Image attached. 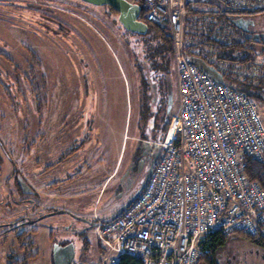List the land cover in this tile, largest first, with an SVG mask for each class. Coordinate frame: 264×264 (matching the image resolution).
<instances>
[{
  "label": "rangeland",
  "instance_id": "obj_1",
  "mask_svg": "<svg viewBox=\"0 0 264 264\" xmlns=\"http://www.w3.org/2000/svg\"><path fill=\"white\" fill-rule=\"evenodd\" d=\"M228 18L221 16L220 25L231 24L236 37L222 36L221 45L228 47L212 46L210 59L229 66L226 77L236 80L233 68L241 65L232 59L250 52L229 47L245 33ZM254 19L264 30V11ZM159 43L154 33L126 30L108 5L0 0V264H55V244L64 238L75 242L73 264L106 263L95 229L78 233L76 216L102 217L117 205L107 200L116 194L130 163L134 137L147 138L159 148L164 118L152 117L140 97L148 65L168 69L170 106L178 109L174 47L173 52H156ZM263 63V52L249 63L253 71L260 67L251 82L264 79ZM257 103L264 119V100ZM121 149V168L104 186L119 164ZM74 158L79 171L71 172ZM25 181L32 192L25 190ZM25 231L23 239L19 234ZM243 239L235 233L228 244L236 246ZM249 261L264 264L255 254Z\"/></svg>",
  "mask_w": 264,
  "mask_h": 264
},
{
  "label": "built area",
  "instance_id": "obj_2",
  "mask_svg": "<svg viewBox=\"0 0 264 264\" xmlns=\"http://www.w3.org/2000/svg\"><path fill=\"white\" fill-rule=\"evenodd\" d=\"M127 1L139 4L147 21L170 29L180 104L142 192L118 216H95L104 263L117 264L127 253L143 264H197L201 241L213 232L264 237V186L247 174L250 157L264 162L257 100L190 61L201 57L225 76L230 67L210 59L215 44L205 34L212 27L214 39L231 38L233 29L220 25V17L251 18L264 11V0H219L223 7H191L189 0ZM259 68L233 69L244 78Z\"/></svg>",
  "mask_w": 264,
  "mask_h": 264
},
{
  "label": "flooded vegetation",
  "instance_id": "obj_3",
  "mask_svg": "<svg viewBox=\"0 0 264 264\" xmlns=\"http://www.w3.org/2000/svg\"><path fill=\"white\" fill-rule=\"evenodd\" d=\"M109 6V5H108ZM111 7V6H110ZM113 8V7H112ZM254 19V17H251ZM255 20L254 25H250L247 31L243 30L245 35L247 34H257L264 33L262 30V25ZM250 41L255 42L254 38H248ZM264 38L260 37L259 46L260 51L264 53ZM159 72V71H158ZM155 69H148L146 75V84L144 88L147 90L148 98H149V110L153 111L152 117L163 116L164 119L168 118L171 113L170 106V79H169V71L168 69L160 70V74ZM162 73V74H161ZM159 74V75H158ZM156 114V115H155ZM155 115V116H154ZM150 142V143H149ZM151 140L146 139L145 142H136L134 146L133 152L131 154V160L126 169L123 171L120 181L118 183V190L116 194L110 198H108V204H116L113 207L112 211H109L102 217L111 216L122 206L127 205L128 203H132L136 197L142 192L144 187L146 186L152 171L155 167L156 162L160 157V147L153 148L151 144ZM74 168L77 169L76 165L77 160L74 158ZM62 158L59 159L58 162H61ZM89 168V167H88ZM79 169V168H78ZM77 169V170H78ZM79 171V170H78ZM91 171V170H90ZM25 190L33 191L32 186L29 185L28 181L23 182ZM120 201V202H116ZM98 216V215H97ZM100 217V216H99ZM42 218V216H40ZM76 218L80 221V227L76 228V231L81 234H86L92 227V223H96L95 216L90 214L88 215H77ZM35 222L36 219H29V222ZM4 225V224H3ZM73 243V244H72ZM85 245L90 243L89 237H85L84 241ZM63 248V257H67L71 254V247H74V260L76 258V245L75 242L70 238H64L62 242L58 243ZM220 259L216 264H251L249 261V257L252 254H255L257 257H260L264 260V246L261 244H257L256 242L250 239H243L237 242L236 246H229L227 243L223 246L222 249L217 253ZM73 262L71 264H73ZM55 263V262H54Z\"/></svg>",
  "mask_w": 264,
  "mask_h": 264
},
{
  "label": "trees",
  "instance_id": "obj_4",
  "mask_svg": "<svg viewBox=\"0 0 264 264\" xmlns=\"http://www.w3.org/2000/svg\"><path fill=\"white\" fill-rule=\"evenodd\" d=\"M194 2L209 3L210 5L223 7V3L220 2L219 0H189V5L191 7L196 6L193 4ZM258 15L259 14H255L254 16H258ZM225 17H227V18L229 17L228 19L234 20L233 17L232 18L230 16H225ZM140 19H143L149 25V29H148L146 34L154 33L156 35V38L160 39V43H159V45L155 51L156 52H163V50H165V51H167V53H169V51L173 52V38L170 35L171 33H169L168 29L165 28L164 26L157 25V24H154L152 22L147 21L145 18L144 12H142V14L140 15ZM226 24L228 25L229 23H226ZM229 25L233 29L231 38L234 39L236 37L235 34H233V32H235V30L231 24H229ZM213 29L214 28L211 27L210 30L208 31V33L205 34V36L207 37L206 40L214 43L216 46L219 45V46H222L224 48H227L228 45H225V44L221 45L220 40L214 39L212 37ZM137 34H139V33H137ZM242 39H240L241 41H238V42L233 41V44L229 45V47L231 46L232 48H234L235 51H245L246 50V51L250 52L249 54H247L245 56L234 55L235 58H233L232 60L240 62V63H236L237 65L238 64L239 65H245V64H249L251 62H255L257 60L258 55L260 53H262L259 50L260 49L259 44H257L258 45L257 46L256 43L250 41L246 37V35H245V38H242ZM262 65L264 67V63ZM148 69H155L158 71L161 70L160 68H158V65L154 66V67H150L148 65ZM146 75H147V73L143 72V77L145 78V80H146ZM225 77H226V74H225ZM252 78H253L252 76H244V78L237 76L236 80H232V79L229 80L228 78L227 79L229 80V82L233 83L238 89L243 90L248 95L255 98L256 100H258V99L264 100V79H261L260 83L255 84V83L251 82V80H253ZM248 160H249L248 168H247L248 177L251 180L259 181L261 183V185L264 186V162L256 160L253 157H250ZM26 232L27 231H25L19 235H21L22 238L25 239ZM241 235L244 237V239H250V240L256 242L257 244H261L264 246V237H262V236H249V235H246L243 233H241ZM231 237H232V235H225L221 232H213V233L207 235L201 241V251H202L201 253L202 254H201L197 264H200V263H202V264H216L217 263V261H216L217 260V253L219 252L220 249L223 248V246H225L228 243V241L230 240ZM13 263H14V261L11 264H13ZM117 264H143V262L141 259H139V258H137L131 254L126 253L120 257L119 262Z\"/></svg>",
  "mask_w": 264,
  "mask_h": 264
},
{
  "label": "water",
  "instance_id": "obj_5",
  "mask_svg": "<svg viewBox=\"0 0 264 264\" xmlns=\"http://www.w3.org/2000/svg\"><path fill=\"white\" fill-rule=\"evenodd\" d=\"M94 5L104 6L109 5L113 7L119 13V21L124 26V28L128 31L145 34L149 29L148 23L140 19V15L142 12V7L139 4L130 3L127 0H83ZM233 23L238 27L245 31H247L250 25L255 24V20L253 18H236L233 20ZM247 38H254L255 40H259L260 37L264 38V33L247 34ZM190 61L198 66V68L212 76L218 81H224V76L217 70V68L213 65L207 63V61L201 57L192 56L190 57ZM150 143V142H149ZM118 190V188H117ZM131 203H128L125 206L119 208L115 213L111 216H118L121 214ZM64 210H60L59 212H63ZM96 223H92V227H95ZM73 244V243H72ZM63 248L58 243L55 244L54 247V262L55 264H71L74 260V247H71V254L67 257H63Z\"/></svg>",
  "mask_w": 264,
  "mask_h": 264
},
{
  "label": "crops",
  "instance_id": "obj_6",
  "mask_svg": "<svg viewBox=\"0 0 264 264\" xmlns=\"http://www.w3.org/2000/svg\"><path fill=\"white\" fill-rule=\"evenodd\" d=\"M211 45V44H210ZM215 46V45H214ZM157 72H158V70H157ZM159 74H160V71L158 72ZM158 74V75H159ZM162 74V73H161ZM169 79H170V90L172 89V79H171V77H170V73H169ZM224 79L225 80H228L225 76H224ZM144 81V80H143ZM229 81V80H228ZM145 85V84H144ZM177 86H178V81H177ZM142 91V93H140V97H141V103H142V108H143V106L144 105H146L147 104V106L149 105V98H148V94H147V90L146 89H142L141 90ZM172 101H173V98H172ZM173 103V102H172ZM179 107V106H178ZM177 107V108H178ZM172 109V111H171V113H170V115L168 116V118H166V119H164L163 121L165 122L164 123V127H163V129H164V133H162V137H164V135H165V132H166V129H167V126H168V123H169V120H170V117L172 116V114L176 111L175 109H174V106H172L171 107ZM129 135V134H128ZM129 137V136H128ZM127 137H125V139H126ZM129 139V138H128ZM147 138H144V137H141V136H137V137H134V139H133V142H132V144H133V149H134V146L136 145V142L138 143V142H145V140H146ZM162 140V139H161ZM160 140V141H161ZM159 140H157L156 141V145L160 142ZM161 149V148H160ZM123 152H124V149H121V152H120V155H119V157H120V161H119V164L117 165V167H115L114 168V170L107 176V178H106V180H105V183H104V186H106V184L108 183V182H110L117 174H118V172H119V170H120V168H121V165H122V161H123V158L121 157V156H123ZM122 159V160H121ZM114 176V177H113ZM112 197V196H111Z\"/></svg>",
  "mask_w": 264,
  "mask_h": 264
}]
</instances>
